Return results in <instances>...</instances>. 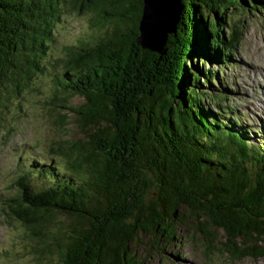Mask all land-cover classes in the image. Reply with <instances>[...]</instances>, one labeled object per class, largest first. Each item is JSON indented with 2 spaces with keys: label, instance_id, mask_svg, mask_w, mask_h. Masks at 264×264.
Wrapping results in <instances>:
<instances>
[{
  "label": "trees",
  "instance_id": "trees-1",
  "mask_svg": "<svg viewBox=\"0 0 264 264\" xmlns=\"http://www.w3.org/2000/svg\"><path fill=\"white\" fill-rule=\"evenodd\" d=\"M142 7L0 0V111L45 75L63 15L91 12L99 32L68 48L52 75L53 124L68 132L72 114L81 138L55 142L65 163L19 159L17 192L2 212L35 237L40 254L56 256L51 264H143L137 249L180 241V230L206 256L264 260V143L249 145L236 127H254L219 104L226 95L210 92L245 26L228 10L261 12L264 0H181L161 53L136 41ZM207 62L219 63L217 74L200 66ZM75 95L83 102L68 105ZM206 96L221 116L202 107ZM2 121L0 130H14Z\"/></svg>",
  "mask_w": 264,
  "mask_h": 264
},
{
  "label": "rangeland",
  "instance_id": "rangeland-1",
  "mask_svg": "<svg viewBox=\"0 0 264 264\" xmlns=\"http://www.w3.org/2000/svg\"><path fill=\"white\" fill-rule=\"evenodd\" d=\"M231 11L229 9L226 16L230 15L236 26L243 20L245 26L241 41L231 54L230 66L226 65L225 74L222 76L217 74V62L199 65L204 69L216 70L220 85H214L216 90L210 92H222L227 96L224 100L220 99L219 104L223 107L233 106L232 112L240 113L243 120L241 124L254 127L252 131L243 132L245 129L239 124L236 129L245 135L249 145H258L264 143V67L260 65L261 61L264 65V11L246 16H242L239 9L230 14ZM222 26L221 31L225 36L228 25ZM98 34L97 27L93 26L91 12L74 10L63 15L55 25L50 54L42 61L48 68L45 75L35 78L25 94L9 98L6 102L8 109L0 111L2 122L14 128L9 134L6 128L0 130V264H51L56 261L54 255L39 253L37 248L41 245L20 223L5 217L2 212L3 201L14 197L17 192L14 181L21 173L18 169L19 159L33 161L30 164L34 167H40L43 163L53 165L55 159L61 158L54 150L56 141L81 138L72 114L69 116L72 123L68 126V132L53 124L56 113L51 108L52 75L65 59L68 48H75ZM82 102L83 98L75 95L68 100V105L77 106ZM18 104L21 107L20 112L15 111ZM201 104L205 110L222 115L215 110L210 96H206ZM61 162L65 163L63 159ZM179 236L180 241L165 247L158 246L149 251L146 246L140 247L137 254L143 257V264H264V260L255 262L251 259L232 262L226 254L213 251L206 256L200 241L188 238L183 230L179 231Z\"/></svg>",
  "mask_w": 264,
  "mask_h": 264
},
{
  "label": "water",
  "instance_id": "water-1",
  "mask_svg": "<svg viewBox=\"0 0 264 264\" xmlns=\"http://www.w3.org/2000/svg\"><path fill=\"white\" fill-rule=\"evenodd\" d=\"M181 0H143L137 43L152 52L161 53L167 35L176 30Z\"/></svg>",
  "mask_w": 264,
  "mask_h": 264
},
{
  "label": "bare ground",
  "instance_id": "bare-ground-1",
  "mask_svg": "<svg viewBox=\"0 0 264 264\" xmlns=\"http://www.w3.org/2000/svg\"><path fill=\"white\" fill-rule=\"evenodd\" d=\"M260 65H262L263 67H264V65H263V61H261V64Z\"/></svg>",
  "mask_w": 264,
  "mask_h": 264
}]
</instances>
